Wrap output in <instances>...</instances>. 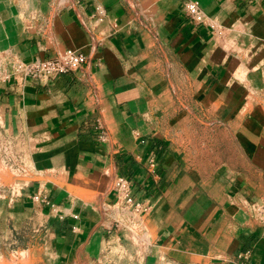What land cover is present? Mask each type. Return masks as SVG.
I'll use <instances>...</instances> for the list:
<instances>
[{"label":"crops","instance_id":"1","mask_svg":"<svg viewBox=\"0 0 264 264\" xmlns=\"http://www.w3.org/2000/svg\"><path fill=\"white\" fill-rule=\"evenodd\" d=\"M188 1L203 24L185 13ZM50 27L51 37L19 40L20 61L88 54L97 43L92 60L51 82L12 72L0 104L12 133L31 142L32 178L18 202L39 221L53 264L125 235L99 228L102 218H121V231L139 226L174 260L264 264L255 209L264 200V0H68ZM192 113L217 128L209 160L189 149ZM119 177L146 208L135 221L108 209Z\"/></svg>","mask_w":264,"mask_h":264},{"label":"rangeland","instance_id":"2","mask_svg":"<svg viewBox=\"0 0 264 264\" xmlns=\"http://www.w3.org/2000/svg\"><path fill=\"white\" fill-rule=\"evenodd\" d=\"M67 2L68 0H0V88L17 69L20 58L16 48L19 40L51 37L53 31H50V19L56 13V8ZM37 6H49V9L38 10ZM191 138L192 141L198 139ZM30 145L29 138L13 134L5 124L4 109L0 104V264H53V252L38 239L36 228L39 221L34 214H27L21 209L18 202L21 190L32 178ZM120 233L125 235L85 245L71 254L64 264L205 262L199 258L180 259L174 253L169 254L182 262L169 258L162 250L150 247L148 240L141 236L139 226L131 227L128 231L124 228Z\"/></svg>","mask_w":264,"mask_h":264},{"label":"built area","instance_id":"3","mask_svg":"<svg viewBox=\"0 0 264 264\" xmlns=\"http://www.w3.org/2000/svg\"><path fill=\"white\" fill-rule=\"evenodd\" d=\"M184 9L193 24L199 25L205 22V14L196 3L188 1L186 2ZM98 11L99 12L96 15L97 17H102L105 14L103 8ZM97 46V43H93L88 54L82 50L57 49L52 55L45 58H37L29 62L19 61L17 63L15 74L20 75L24 80L37 82L54 81L62 75L75 73L87 66L92 60V56ZM86 79L91 86H93V81L88 71H86ZM180 109L187 108L183 106ZM191 121L198 125L197 129L192 133L193 137L198 139H195L189 144V149L193 150V153L197 155V159L199 157L203 160H209L215 149V143L211 137L216 134L217 128L212 122H202L201 118L199 119L195 113L191 114ZM99 139L103 140L102 134ZM191 162L196 163L197 161L193 159ZM153 167L154 163L151 164V168ZM114 191L116 192V202L113 206L108 208L113 214L122 216V218L127 216L128 220L132 221L137 220L136 218L145 214L146 208L143 203L136 200L133 193L132 183L129 180L123 177L117 178L114 183ZM35 200L46 202L45 198H40L39 196H36ZM255 209L261 223L264 224V200L260 204H257ZM120 221L121 218L115 219L111 222H107L102 218L99 220L98 226L109 232L113 230L121 231V229H119Z\"/></svg>","mask_w":264,"mask_h":264}]
</instances>
